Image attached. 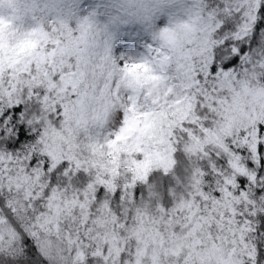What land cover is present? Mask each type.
<instances>
[{"label": "clouds", "instance_id": "obj_1", "mask_svg": "<svg viewBox=\"0 0 264 264\" xmlns=\"http://www.w3.org/2000/svg\"><path fill=\"white\" fill-rule=\"evenodd\" d=\"M0 264H264V0H0Z\"/></svg>", "mask_w": 264, "mask_h": 264}]
</instances>
